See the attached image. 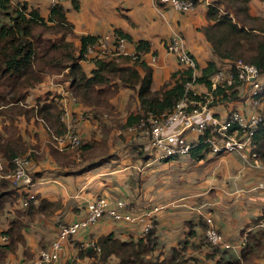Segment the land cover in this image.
<instances>
[{
	"label": "crops",
	"instance_id": "obj_1",
	"mask_svg": "<svg viewBox=\"0 0 264 264\" xmlns=\"http://www.w3.org/2000/svg\"><path fill=\"white\" fill-rule=\"evenodd\" d=\"M10 1L13 5L27 3L46 19L51 14V0ZM212 2L201 1L186 13L160 0H78V9L73 1L62 0L61 6L77 36L98 38L120 31L129 37L131 51L137 50L140 42L148 43L149 51L142 52L141 61L153 71L152 90L159 91L182 69L166 50L176 35L183 37L187 51L197 61L198 76L210 62H218L202 31L209 24ZM249 7L252 16L264 18V0H250ZM72 40L80 46L78 39ZM95 62L94 56L80 62L88 76L96 69ZM257 82L264 86V77ZM190 89L206 92L202 85ZM253 91L252 85L245 83L240 101L211 107L210 113L223 120L232 112L245 117L263 112L264 102L254 99ZM51 101L58 104L59 111L65 107L74 117H83L78 130L84 145H90L82 162H77L71 151L53 147L47 123L26 112L36 114L39 105ZM110 103V114H89L91 108L77 101L70 82L61 74L47 75L17 106L1 104L0 162L10 170L8 162L4 163L5 143L18 148V154L31 157L28 171L34 185L18 189L0 176V185L8 187L0 200V264H37L41 253L57 239L60 226L84 221L88 203L102 197L113 204L127 200L134 216L159 211L151 219L129 222L108 217L81 228L65 242L54 264H92L95 258L87 254L86 245L109 235L121 241L139 239L147 221L154 223L152 239L158 244L154 258L169 257L184 245L183 256L189 264H227L242 260L245 252L249 255L243 264H264V163L256 165L236 154L209 152L203 153V158L190 154L165 160L151 151L143 133L122 128L127 118L139 111L136 91L120 85ZM185 134L190 140L198 139L190 130ZM27 191L34 199L25 206ZM208 219L229 249L206 244ZM8 232L11 236L5 235ZM8 245L14 250L1 248Z\"/></svg>",
	"mask_w": 264,
	"mask_h": 264
},
{
	"label": "trees",
	"instance_id": "obj_2",
	"mask_svg": "<svg viewBox=\"0 0 264 264\" xmlns=\"http://www.w3.org/2000/svg\"><path fill=\"white\" fill-rule=\"evenodd\" d=\"M200 2L195 0L196 4ZM249 3L250 0H213L207 13L209 24L202 31L212 45L213 55L218 62H210L196 77L192 69L182 67L173 73L171 81L161 90L153 91V71L140 59L133 61L124 56L101 58L95 62L96 69L88 76L80 62L86 60L85 54L89 46L96 43L97 38L77 36L63 6L53 7L46 19L38 9L31 8L27 3L13 5L10 0H0V106H17L16 104L27 99L29 91L41 84L47 75L61 74L70 82L71 91L77 101L90 107L89 114L95 117L103 113L110 114L111 98L117 94L120 85L135 90L139 111L127 118L123 129L141 130L143 121L148 122L151 117L164 118L185 97L196 103H206L210 99L209 108L240 101V88L244 83L236 81L227 88L218 87L214 90L210 78L225 66L234 72L235 64L240 60L255 66L260 76L264 77V18L252 16ZM73 4L78 9L77 1ZM117 33L129 40L122 32ZM72 39H78L80 46L77 47ZM146 51H149L148 43L140 42L137 52ZM189 84L202 85L206 92L198 93L189 89ZM254 99L264 102V92ZM196 107L198 106L191 105L188 110L192 111ZM26 112L43 119L48 125L51 137L66 133L60 120L61 111L55 101L39 105L36 114L34 111ZM87 116L90 115L87 113ZM147 127H150L149 123ZM82 143L83 158L86 155L85 149L90 144L85 146L84 140ZM252 143L255 145L254 152L264 163V126L254 133ZM17 149L13 146L9 148L5 143L4 157L7 161L4 163L8 162L11 170L16 157L26 156L18 154ZM151 151L158 153L153 149ZM204 151L205 146L200 145L190 154L203 158V153H206ZM71 153L74 157V153ZM7 188L0 185V200ZM44 208L45 203L41 209L44 211ZM153 229L154 227L141 238L130 241L118 240L114 235L102 237L95 246L87 248V254L95 258L92 264H113V259L116 264H187L188 261L183 256L184 245L169 257H153V252L158 247L152 239ZM5 235L11 236V232ZM1 248L14 250L12 245ZM248 255L245 252L242 260L227 264H243L248 261Z\"/></svg>",
	"mask_w": 264,
	"mask_h": 264
},
{
	"label": "built area",
	"instance_id": "obj_3",
	"mask_svg": "<svg viewBox=\"0 0 264 264\" xmlns=\"http://www.w3.org/2000/svg\"><path fill=\"white\" fill-rule=\"evenodd\" d=\"M62 0H51L52 8L61 6ZM78 1V0H69ZM203 1V0H199ZM163 5H169L175 11L186 13L192 11L196 7L195 0H160ZM113 44V47L110 44ZM130 41L119 35L117 32L103 37H98L95 44L90 45L85 57L86 60L90 56H94L95 60L112 57L124 56L129 57L133 61L141 60L142 52L129 49ZM101 51L98 52L97 49ZM168 53L174 55L179 65L185 69H192L194 77L197 76L198 66L195 58L187 51L185 41L182 36L176 35L172 37L166 45ZM84 60V61H86ZM235 71L230 69H221L214 74L210 81L212 88L216 90L218 87L227 88L236 81L251 84L253 87L254 96H258L264 91V86L257 82L260 77L259 71L255 66L248 65L242 60L235 64ZM192 85L189 84L190 89ZM193 102L187 97L182 99L175 107L171 114H168L162 119L151 117L148 122L141 123V130L148 135L151 149L162 154L164 158L179 159L190 155L193 149L200 145L205 146L206 153L212 154H236L244 162H253L256 165L260 164L257 154L254 152L255 145L252 143L254 133L264 126V111L256 113L251 117H245L239 112H232L226 120L214 116L210 113L208 103ZM198 106L192 111H189L190 106ZM61 122L66 128V133L62 136H52L51 145L61 151H71L74 153V159L77 162H82L81 147L83 145L82 138L78 130V124L83 117H74L68 108L61 110ZM149 123L150 127H147ZM180 123L181 129L176 130ZM235 128L233 131L231 129ZM237 128V129H236ZM137 130V128H135ZM192 131L198 137L196 140H190L185 132ZM30 158L16 157L13 160V169L6 174L5 167L0 162V176L10 181V183L18 189H31L34 185V179L28 171ZM264 189V185H261ZM32 193V192H31ZM27 191V199L25 206L34 199L33 195ZM88 216L84 221L74 222L71 224H62L57 239L52 243L49 250L43 251L39 257L37 264H54L60 252L63 250L64 244L70 241L76 233L88 225L96 224L108 217L114 220H124L136 222L139 218H152L153 214L159 209H153L151 212L142 215V217L131 214L132 210L127 200H122L117 203H111L108 199L102 197L87 205ZM209 228L206 230L205 237L207 242L213 247L224 246L229 249L230 245L224 244L222 234L213 226L212 220H207ZM154 227L153 222L146 223L144 234ZM95 246L88 244L85 248ZM99 251V249L97 248Z\"/></svg>",
	"mask_w": 264,
	"mask_h": 264
},
{
	"label": "rangeland",
	"instance_id": "obj_4",
	"mask_svg": "<svg viewBox=\"0 0 264 264\" xmlns=\"http://www.w3.org/2000/svg\"><path fill=\"white\" fill-rule=\"evenodd\" d=\"M65 78V77H64ZM177 127H180V123L177 125ZM138 131H140L139 133H143L144 135V137H146V139H148L149 140V138H148V135L147 134H145V132H142V130H138ZM139 138V135H137V139ZM141 138V137H140ZM137 148H139L138 146H137ZM145 153V152H144ZM148 154V153H147ZM226 154H230V153H226ZM11 171V169L10 170H4V173L3 174H6V173H9ZM5 179V178H4ZM10 182V181H9ZM206 238V237H205ZM206 244H209L208 242H207V240H206ZM153 257H154V254H153ZM111 262H113V264H116V261L113 259V260H111ZM179 263H182L181 261L179 262ZM182 264H184V263H182ZM187 264H189V262L187 263Z\"/></svg>",
	"mask_w": 264,
	"mask_h": 264
}]
</instances>
